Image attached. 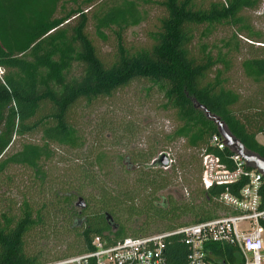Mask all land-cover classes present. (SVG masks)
Masks as SVG:
<instances>
[{
	"label": "trees",
	"instance_id": "1",
	"mask_svg": "<svg viewBox=\"0 0 264 264\" xmlns=\"http://www.w3.org/2000/svg\"><path fill=\"white\" fill-rule=\"evenodd\" d=\"M71 1L75 6L66 8L65 0H0V175H7L11 181L8 171L23 168L45 177L42 163L54 156L51 145L71 149L83 146L76 126L77 108L111 97L135 81H147L162 92V108L171 111L177 123L167 135L169 141L184 139L187 147L200 149L201 154L215 153L229 168L233 167L225 157L232 153L229 148L218 150L210 145V138L218 129L196 107L202 105L220 118L246 151L264 158V146L256 139L264 132V123L236 108L241 96L227 85L224 76L231 67L227 52L219 50L214 54L206 43L195 42L201 28L203 36L218 25L237 27L238 32L241 28L249 30L240 13L257 8L261 0H144L157 5L162 15L155 31L141 44L128 42L124 35L144 19L138 0H121L111 5L102 0ZM247 35L250 40L257 37L251 31ZM95 38L104 43L111 39L110 51L101 52ZM224 45L229 47L230 43ZM74 65L81 67L77 76L71 75ZM241 69L255 83L264 82V56L244 59ZM35 132L41 135L40 144L23 143L18 150L7 153L16 137ZM99 169L104 170L101 165ZM197 171L199 182L201 164ZM245 181L242 179L237 187ZM145 182L154 185V189L164 186L163 178ZM221 191L223 188L197 190L210 209L204 208L202 202L181 206L170 198L174 202L171 208H165L168 204L163 202L160 207H153L152 216L166 222L160 231L210 219L221 208L214 201ZM81 194L79 190L59 192L67 220L82 217L73 219L71 228L75 235L66 244V251L53 259L43 256L56 253L54 246L45 252H32L24 239L28 231L44 223L41 207H35L23 195L17 207L8 206L1 212L0 264H38L82 253L91 249L94 236L104 233L113 240L146 235L140 225L133 228L121 222L122 206L129 205L136 215L140 212L117 185L110 188L106 183L99 184V207L91 215H83L89 206L86 200L90 199ZM79 196L86 203L83 210L72 204L73 198ZM181 216L189 217V221L178 223ZM229 250L225 248L227 254ZM165 253V264H185L187 247L178 237L171 238Z\"/></svg>",
	"mask_w": 264,
	"mask_h": 264
},
{
	"label": "rangeland",
	"instance_id": "2",
	"mask_svg": "<svg viewBox=\"0 0 264 264\" xmlns=\"http://www.w3.org/2000/svg\"><path fill=\"white\" fill-rule=\"evenodd\" d=\"M65 1L66 8L75 6L71 0ZM81 1L84 0H78L79 3ZM119 1L102 0L108 5ZM138 5L144 19L124 33L126 40L133 44L143 43L148 34L155 31L158 18L162 15V10L153 3L138 0ZM240 15L249 30L241 28V32H238L237 27L218 25L203 36L201 28L195 42L206 43L214 54L219 50L227 52L231 67L224 76L227 85L241 96L236 108L242 114L264 123V82L255 83L241 69L244 59L264 56V0L255 9L242 10ZM90 31L93 33L92 28ZM249 31L257 35L251 39L261 42L250 40L247 35ZM111 42V39L110 43L95 40L103 53L110 51ZM226 42L230 43L229 47H225ZM80 73L81 67L74 65L71 75ZM163 102V94L157 86H151L147 81H135L111 97L89 105L83 104L75 113L76 126L83 140L82 147L71 149L51 145L54 156L42 163L46 171L43 178L37 177L31 169L23 168L8 171L11 181L7 175H0V213L8 206L17 207L25 195L31 204L41 207L45 215L44 223L25 235V243L30 251L42 249L45 252L54 246L56 253L43 256L53 259L64 253L66 244L73 239L75 230L71 228V222L82 216L67 220L65 203L62 196L59 197V192L65 190H79L84 199H90L86 200L89 206L83 214L87 216L99 207L96 199L99 184L106 183L110 188L117 185L126 191V198L129 202L133 201L140 212L136 215L129 205L122 206L119 211L121 222L133 228L140 225L145 234L163 229L166 222L152 216L153 207H160L163 202L168 204L165 208H171L174 202L181 206L188 202L195 205L202 202L204 208L210 209V204L205 203L202 195L197 193L201 189L197 180L201 150L187 147L184 139L168 140L167 135L177 123L172 118V112L162 108ZM40 136L35 132L16 137L7 153L18 150L23 143L40 144ZM257 140L264 146V132L258 134ZM160 153L167 154L171 159L170 167L157 166L151 172L142 171L141 167L150 164ZM100 165L104 170L99 169ZM161 178L164 180L161 189H154L152 184L146 185V180L158 181ZM170 198L174 202L171 203ZM76 201L77 197L73 198L72 204ZM188 221L187 216L177 220L181 224Z\"/></svg>",
	"mask_w": 264,
	"mask_h": 264
},
{
	"label": "built area",
	"instance_id": "3",
	"mask_svg": "<svg viewBox=\"0 0 264 264\" xmlns=\"http://www.w3.org/2000/svg\"><path fill=\"white\" fill-rule=\"evenodd\" d=\"M209 143L218 150L229 148L219 132ZM229 150L232 153L225 157L232 168L215 153L201 154V187L206 191L223 188L214 197L221 207L214 217L117 240L104 233L92 238L88 251L38 264H165V250L173 237L187 247L185 264H264V175ZM242 179L245 183L237 187ZM225 248L231 251L227 254Z\"/></svg>",
	"mask_w": 264,
	"mask_h": 264
},
{
	"label": "water",
	"instance_id": "4",
	"mask_svg": "<svg viewBox=\"0 0 264 264\" xmlns=\"http://www.w3.org/2000/svg\"><path fill=\"white\" fill-rule=\"evenodd\" d=\"M196 107L203 110L206 117L209 120H212L217 125L218 132L224 137L227 146L229 148H232L233 151L239 153L246 160V163L249 166L259 170L264 175V158L246 151L244 146L237 139L233 138V136L228 132L219 117L210 113V111L202 105H196ZM170 163L171 159L168 158V155L165 153H160L150 162L149 166H161L163 168H168L170 166ZM74 206L79 210H83L86 208V203L84 199L79 196L77 197V201L74 203ZM106 217L110 219L109 215H106ZM115 228V225H112V229L114 230Z\"/></svg>",
	"mask_w": 264,
	"mask_h": 264
},
{
	"label": "flooded vegetation",
	"instance_id": "5",
	"mask_svg": "<svg viewBox=\"0 0 264 264\" xmlns=\"http://www.w3.org/2000/svg\"><path fill=\"white\" fill-rule=\"evenodd\" d=\"M169 167H170V166H169ZM148 168H151V169H148ZM156 168H157V166H150V167H149V166H148V167H147V166H145V167L142 166V169H143L145 172H147V171H151L152 169H156Z\"/></svg>",
	"mask_w": 264,
	"mask_h": 264
},
{
	"label": "crops",
	"instance_id": "6",
	"mask_svg": "<svg viewBox=\"0 0 264 264\" xmlns=\"http://www.w3.org/2000/svg\"><path fill=\"white\" fill-rule=\"evenodd\" d=\"M258 135L256 136V139H257ZM258 141V140H257Z\"/></svg>",
	"mask_w": 264,
	"mask_h": 264
}]
</instances>
